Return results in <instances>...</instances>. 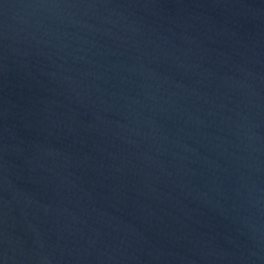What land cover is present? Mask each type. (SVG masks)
Instances as JSON below:
<instances>
[{"label":"water","instance_id":"obj_1","mask_svg":"<svg viewBox=\"0 0 264 264\" xmlns=\"http://www.w3.org/2000/svg\"><path fill=\"white\" fill-rule=\"evenodd\" d=\"M0 264H264V0H0Z\"/></svg>","mask_w":264,"mask_h":264}]
</instances>
